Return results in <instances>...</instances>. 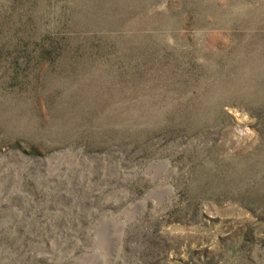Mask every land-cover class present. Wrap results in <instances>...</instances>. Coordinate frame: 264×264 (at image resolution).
I'll list each match as a JSON object with an SVG mask.
<instances>
[{
	"label": "rangeland",
	"instance_id": "obj_1",
	"mask_svg": "<svg viewBox=\"0 0 264 264\" xmlns=\"http://www.w3.org/2000/svg\"><path fill=\"white\" fill-rule=\"evenodd\" d=\"M0 264H264V0H0Z\"/></svg>",
	"mask_w": 264,
	"mask_h": 264
},
{
	"label": "bare ground",
	"instance_id": "obj_2",
	"mask_svg": "<svg viewBox=\"0 0 264 264\" xmlns=\"http://www.w3.org/2000/svg\"><path fill=\"white\" fill-rule=\"evenodd\" d=\"M97 237V236H96ZM98 251V250H97ZM92 262V261H91Z\"/></svg>",
	"mask_w": 264,
	"mask_h": 264
}]
</instances>
